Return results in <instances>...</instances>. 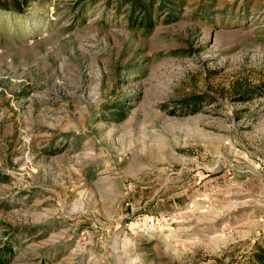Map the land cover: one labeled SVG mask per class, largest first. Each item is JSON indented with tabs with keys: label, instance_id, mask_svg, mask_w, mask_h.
Returning <instances> with one entry per match:
<instances>
[{
	"label": "rangeland",
	"instance_id": "374dc122",
	"mask_svg": "<svg viewBox=\"0 0 264 264\" xmlns=\"http://www.w3.org/2000/svg\"><path fill=\"white\" fill-rule=\"evenodd\" d=\"M264 257V0H0V264Z\"/></svg>",
	"mask_w": 264,
	"mask_h": 264
},
{
	"label": "trees",
	"instance_id": "16d2710c",
	"mask_svg": "<svg viewBox=\"0 0 264 264\" xmlns=\"http://www.w3.org/2000/svg\"><path fill=\"white\" fill-rule=\"evenodd\" d=\"M255 262L253 264H264V257L260 253H254Z\"/></svg>",
	"mask_w": 264,
	"mask_h": 264
}]
</instances>
